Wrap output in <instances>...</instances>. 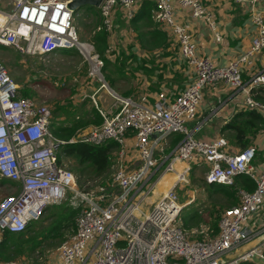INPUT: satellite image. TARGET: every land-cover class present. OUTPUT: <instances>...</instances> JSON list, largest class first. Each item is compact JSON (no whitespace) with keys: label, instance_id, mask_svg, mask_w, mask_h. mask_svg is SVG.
<instances>
[{"label":"built area","instance_id":"1","mask_svg":"<svg viewBox=\"0 0 264 264\" xmlns=\"http://www.w3.org/2000/svg\"><path fill=\"white\" fill-rule=\"evenodd\" d=\"M71 1L0 0V46L44 57L74 48L90 57L89 74L100 81L91 98L102 121L77 129L68 141L116 142V169L108 185H100L99 190L82 189L74 172L58 162L57 147L64 140L51 129V107L20 94L0 60V175L14 183L12 192L0 199V242L4 233L24 231L49 205L62 202L71 193L70 201L79 207L75 230L60 243L50 264H239L264 259V224L251 223L252 215L264 206V167L258 169L254 164L256 145L232 150L224 135L198 138L190 127L203 88L219 81L242 91L246 108L264 114V102L251 92L252 87L264 83V71L247 80L241 72L249 55L264 49V13L257 7L261 0H224L246 3L257 26L246 50L225 65L198 54L190 31L175 18L177 3L204 19L220 40L222 35L206 0H151L153 19L175 38L181 57L194 73L174 96L159 93L153 98L121 94L109 84L103 74V59L94 53L91 43L78 37L77 12L69 6ZM140 1H100L97 8L109 36L116 30L114 8L125 9L124 15L130 19ZM118 54V46L109 42L106 57L113 60ZM210 114H216V109ZM173 134L181 138L166 151ZM193 166L204 168L206 182L231 185L238 174L255 182L253 190L239 188V201L223 210L215 236L191 238L180 225V212L193 199L180 203L176 189L179 182H187ZM166 181L168 189L159 190L158 197L149 200ZM148 202L151 205L144 209ZM257 236H261L257 243L245 247ZM0 264L27 261L0 256Z\"/></svg>","mask_w":264,"mask_h":264},{"label":"trees","instance_id":"2","mask_svg":"<svg viewBox=\"0 0 264 264\" xmlns=\"http://www.w3.org/2000/svg\"><path fill=\"white\" fill-rule=\"evenodd\" d=\"M153 8V1L141 0L129 24L132 30L135 31L134 38L138 47L145 50L146 54L148 51L156 49H161L163 53L168 54L171 52V49L174 48L173 46L175 43L171 34L162 27L161 23L153 19L151 14ZM85 14H93L96 16V22L94 27L90 30L88 40L94 46L98 55L103 59V71L106 73L109 84L113 85L114 82L123 77L124 73L122 72L124 71H120L113 67L116 58L111 60L106 57V52L109 47L108 33L106 29L102 27V24L100 25V23H102V16L98 8L87 6ZM130 46L132 45H128V47ZM58 52H65L68 55L77 54L74 48H62L57 51V53ZM119 58L122 64H126V59L132 60L135 57L132 54H126L121 51ZM116 66L118 67V65ZM141 67L144 69L143 65H141ZM251 92L254 98L264 102V83L252 87ZM19 93L24 96H30L32 94L28 88L19 89ZM82 102L75 108L78 113L71 112L67 104H57L52 107L51 129L58 138L64 140L60 142L57 147L58 162L63 163L62 156L72 159L73 164L70 167L74 170L78 185L83 189V187H88V184L96 180H100V184L102 185H108L112 180L113 161L111 152L115 150V148L117 149L118 146L116 142L112 140L102 144L68 141V139L75 134L77 129L83 130L91 123L98 124L102 121L94 105L85 108V103ZM262 129H264V114L257 109L244 108L236 111L222 125L220 132L225 134L231 148L242 150L252 145L254 136ZM180 138V134H173L171 145H174ZM5 184L10 187L14 185L9 179L0 175V186ZM204 184L208 196L213 198L217 195L218 198L210 201L209 206L212 207L207 209L208 212H205L206 207L200 209L195 206L194 201L185 205L180 212V225L188 232V230H192L191 227H196L195 230H198L201 224H208V232L211 236H215L219 229L218 221L223 210L238 203L239 188L253 190L255 188V182L245 174H238L234 177V183L231 185L206 181H204ZM78 210L79 207L71 205L63 206L59 213L58 220L53 222L47 229H44V231L41 230V239L39 240L34 233H30L31 225L35 224L38 219L30 221L24 231L18 233H4L3 240L0 242V256L2 258H11L13 255L20 253V246H22L23 243L30 246V250H33V248L43 240L42 236L44 239L49 238L52 234L55 235L56 230L62 229L65 231L68 227L73 226V224L75 230L73 218L74 216L76 217ZM68 220L69 224L66 226L65 224ZM188 233L191 238H201L207 231L196 234ZM258 260L259 259L245 260L241 261L239 264H264V262H259Z\"/></svg>","mask_w":264,"mask_h":264},{"label":"crops","instance_id":"3","mask_svg":"<svg viewBox=\"0 0 264 264\" xmlns=\"http://www.w3.org/2000/svg\"><path fill=\"white\" fill-rule=\"evenodd\" d=\"M205 3L214 15L217 29L222 35L220 40L216 39L204 19L194 17L186 7H182L177 3H175V18L186 25L190 31L196 43V52L198 54L206 55L218 65H225L246 50L251 36L257 31V26L252 21L249 7L246 3L238 5L224 0H206ZM138 7L139 3L135 4L133 15ZM257 7L264 13V0L258 1ZM124 11L125 9L123 10L119 6H116L113 10L116 29H121L119 30L120 34L128 33L124 41H121L122 50L118 46V40L114 41V43L118 44L119 54L123 51L135 57L130 60L134 67V71L130 72V76L135 84H133L131 90H128L129 94H134L132 91L137 90L139 91L138 94H146L149 98H153L159 93L166 94L169 97L174 96L192 80L194 74L192 66L181 57L178 44L172 35L171 37L175 44L173 49L170 48V53L165 54L163 50L156 49L148 51L146 54L145 50L138 47L134 38L135 31L130 27L129 23L133 15L128 19V15H124ZM130 41H132V46L128 47ZM141 65H143L144 69H142ZM241 69L245 80L264 71V49L250 54L242 63ZM121 79L114 82V84H117ZM244 97L245 94L242 91L236 90L235 87L223 81L205 86L196 109L194 122L190 124V127L195 130V133L200 132L197 136L198 138L211 139L218 135L225 136V134L220 132V129L236 111L246 108L243 104ZM212 108L216 109V114L214 115L210 114ZM259 136L257 143L256 139ZM252 144L257 147L254 164L258 169H262L264 167L263 129L254 136ZM170 146L172 147L173 145ZM232 150L238 149L232 148ZM195 167L193 166L194 169ZM169 178H172V175ZM251 223L252 225L257 223L258 227L264 224V206L261 212L252 215ZM260 237H255L245 247L254 245L259 241Z\"/></svg>","mask_w":264,"mask_h":264},{"label":"rangeland","instance_id":"4","mask_svg":"<svg viewBox=\"0 0 264 264\" xmlns=\"http://www.w3.org/2000/svg\"><path fill=\"white\" fill-rule=\"evenodd\" d=\"M97 8V7H96ZM86 8L80 7L77 8L75 12V24L77 26V34L81 41H87L89 37L90 30L94 27L96 22V16L93 14H85ZM102 16V15H101ZM115 16V15H114ZM103 27V17H102ZM97 28V27H96ZM123 29V28H122ZM119 28L115 30L114 36H109L108 41L111 43L114 41H119L120 50L122 45L121 41H124V38L128 34H120ZM133 41V40H132ZM132 41L129 44H132ZM90 43V42H89ZM95 49V48H94ZM119 50V52H120ZM77 51V50H76ZM96 53V50L94 52ZM118 54L115 58L114 68H117L120 71H124L123 78L118 81L117 84L111 85L118 93L129 94L128 90L132 89L134 80L130 76V72L134 71L133 64H131L129 59H126V64L121 63V59ZM101 58V56H99ZM0 60L6 67L7 72L18 84L19 89L28 88L32 94L29 96L39 103L48 105L49 107H54L57 104H67L68 109L73 113H78L75 109L79 104L85 103L84 107L89 108L91 105H94L91 94L99 86L100 81L89 74V66L91 65V59L89 56H84L77 51L76 55H68L65 52L51 54L46 57L39 55H31L20 52V50L13 47L0 46ZM104 62V61H103ZM118 65V67L116 66ZM104 77L108 81L106 73L104 72ZM114 76V75H113ZM93 78V81L90 79ZM124 91V92H122ZM139 91L133 90L132 93L137 94ZM99 99L97 102L100 105V91L97 93ZM75 105V106H74ZM72 113V114H73ZM194 122V118L190 121V124ZM200 132L195 133L198 136ZM260 136L256 139V142L259 141ZM172 139L168 141L165 150L168 151L172 147ZM258 143V142H257ZM118 149V148H117ZM117 149L111 152L112 157V177L116 169V158H117ZM63 165L72 169L73 161L72 159L62 156ZM187 182H179L178 188L176 189L180 203L184 204L188 199H193L194 205L203 209L206 207L205 212H208L207 209H210V201L218 198L215 195L213 198L208 196V192L205 188V170L204 168L198 167L186 175ZM100 180H96L91 184H88V187H83L85 191L88 190H99ZM170 182V179H168ZM168 182H162L157 186V189L154 193L150 194L149 200L154 201L158 197L159 190L164 192L166 191ZM13 185L10 187L7 184L0 186V199L5 195L12 192ZM209 197V198H208ZM71 199V193H67V197L60 203H53L49 205L41 214V217L31 225L30 233L36 235V238L41 239V230L47 229L49 226L58 220L59 213L61 212L63 206L71 205L75 206ZM148 204L144 207L147 209L151 204ZM189 204V203H188ZM187 205V204H185ZM75 218V216H74ZM73 221L75 223V219ZM69 224V220L65 224ZM192 230H188L190 234H196L200 232L204 233V238L211 236L208 232V224H201L200 229L195 230L196 227H191ZM190 228V229H191ZM74 230L73 226L68 227L64 230H56L55 235L52 234L51 237L44 239L42 236L41 242L30 250L27 244H22L20 246L21 252L12 256V258H24L27 261V264H50L54 259L57 248L60 243L68 238ZM33 244V243H32ZM30 244V245H32ZM37 244V243H36ZM259 262H264L263 259L258 258Z\"/></svg>","mask_w":264,"mask_h":264},{"label":"water","instance_id":"5","mask_svg":"<svg viewBox=\"0 0 264 264\" xmlns=\"http://www.w3.org/2000/svg\"><path fill=\"white\" fill-rule=\"evenodd\" d=\"M100 1L101 0H72L69 3V6L73 9V11H76V9L80 7H84V8H86L87 6L97 7Z\"/></svg>","mask_w":264,"mask_h":264}]
</instances>
